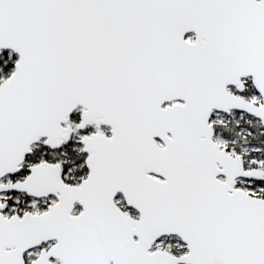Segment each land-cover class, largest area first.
I'll return each instance as SVG.
<instances>
[{"label": "snow or ice", "instance_id": "snow-or-ice-1", "mask_svg": "<svg viewBox=\"0 0 264 264\" xmlns=\"http://www.w3.org/2000/svg\"><path fill=\"white\" fill-rule=\"evenodd\" d=\"M0 264H264V0H0Z\"/></svg>", "mask_w": 264, "mask_h": 264}]
</instances>
